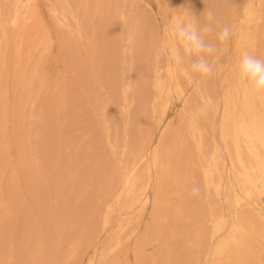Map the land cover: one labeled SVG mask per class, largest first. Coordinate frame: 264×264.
Here are the masks:
<instances>
[{
  "label": "rangeland",
  "instance_id": "374dc122",
  "mask_svg": "<svg viewBox=\"0 0 264 264\" xmlns=\"http://www.w3.org/2000/svg\"><path fill=\"white\" fill-rule=\"evenodd\" d=\"M69 1L0 0V264H137L138 241L152 236L154 223L149 207L135 211L139 221L124 230L125 215L119 212L117 197L128 158L124 146L139 142V132L126 124L132 113L129 104H121L123 88L132 84L130 93L139 92L140 106L132 116L136 128L148 121V144L162 133L165 118L176 123L169 144L191 142L186 121H181L182 101L169 94L167 65L176 61L175 49L181 51L179 65L189 67L171 25L188 16L187 11L203 22L207 8L231 27L232 35L219 41L214 32L208 34L220 51L208 57L214 74L200 83L219 98L224 77H237L234 18L242 15L247 0H78L81 8L73 3L77 0L71 5ZM78 8L80 17L74 14ZM26 38L33 40L31 45L27 41L29 50ZM21 63L28 70L25 77L20 74ZM192 74L198 83L201 78ZM182 81L190 87L187 79ZM189 93L195 107L204 104L192 88ZM208 109L210 118L202 124L207 125L212 145L222 149L219 116ZM230 182L224 172L217 196L197 175L194 186L199 192L185 195V206L196 213L179 232L169 227L173 223L168 219L164 238L170 249L160 262L210 263L220 235L200 250L195 244L199 233L207 238L212 231L207 220L211 203L225 220L233 217L236 209L226 196ZM179 198L173 195L170 201ZM108 214L110 224L104 229ZM117 238L122 241L116 242ZM105 242L112 243L108 254ZM163 245L157 241L142 249L154 255Z\"/></svg>",
  "mask_w": 264,
  "mask_h": 264
},
{
  "label": "bare ground",
  "instance_id": "6f19581e",
  "mask_svg": "<svg viewBox=\"0 0 264 264\" xmlns=\"http://www.w3.org/2000/svg\"><path fill=\"white\" fill-rule=\"evenodd\" d=\"M73 3L80 5L78 0ZM77 4L76 7H78ZM79 7L81 8V6ZM77 10L79 8L74 14L78 13ZM81 21L79 20V22ZM234 23L236 24L234 27L236 32L233 49L236 63L244 53H250L264 59V0H247L242 15L237 19L234 18ZM28 38L31 39V37ZM28 38H26V44L29 41ZM27 47L29 50L28 44ZM32 48L35 47L32 46ZM260 50L263 51V55H260ZM34 52L37 55L36 50ZM180 53L178 49H175L176 61L167 65V74L170 77L169 94H175L182 101L181 121H186L191 142L184 139L182 142L173 141L170 145L168 139L171 134L175 133L176 123L171 118H165L162 133L154 142L151 138V143L148 144L147 140L150 135L148 121H145L144 125L139 123V127L137 125L136 128L132 116V114L135 115L140 106L137 96L139 92L130 93L131 88H133L132 84L123 88L122 96L121 91H119L122 97L121 104H129L128 107L132 113L127 114L129 118H127L126 124L131 126L133 132L136 130L139 132L137 144H133L131 141L124 146V154L128 155V158L123 171V188L117 197L119 212L125 215L124 230L133 221H139L140 215L135 211L144 212L149 207L152 208L151 220L154 223L152 236H144L138 241L140 245L136 247V250L141 255L137 258V264H146L148 260H152L153 264H163L164 255L167 254L165 251L170 249L164 238L165 230L168 229L166 222L168 219L171 220L173 224L169 227L179 232L182 227L181 224L186 220H191V216L194 212L196 213L194 209H188V205L185 206L187 203L185 195H189L192 191L197 175L200 174L203 177L207 190L213 189L216 195L220 196L224 172H227L231 181L226 189V196L232 200L236 211L231 220L227 221L221 217L218 207L211 203L207 220L212 224V231L207 238H203L205 233H199L200 241L195 244V247L200 250L201 247L209 244L210 240L215 237L214 235L219 234L220 237L212 247L209 264H250L251 262L264 264V98L252 96L238 82L237 77L233 78L230 75H226L223 79L222 96L216 97L212 91L205 88L204 83H200L201 79H197L198 83L195 82V76L189 67L179 65L178 59L182 56ZM33 55L35 54L33 53ZM35 58L38 59V55ZM21 60H24L23 57ZM25 60L27 61V59ZM25 62L23 63L26 64ZM28 64L31 63L28 62ZM21 65L22 63L20 67ZM22 68L24 70H21L20 74L23 73L22 77H25L24 72H28V70H25L26 67L20 69ZM183 78L187 79L190 87L184 85ZM159 85L160 83L157 84V86ZM189 88H192L196 98H201L203 103L215 112L214 115L217 113L219 116L217 128L222 149L212 145L207 135V125L204 122L202 124V121L210 118L209 109L205 116L197 120L191 118L192 112L197 107L190 97ZM129 95L131 98L128 97ZM169 103L170 99H165L163 103L164 113L167 112ZM212 125L214 126L213 123ZM113 147L118 148L116 144ZM53 179L55 180V178ZM173 195H179L180 198L172 202L170 196ZM171 207L174 210H171ZM170 211H172V215H170ZM109 224L110 215L108 214L104 220V229ZM134 230L135 228L130 230L126 237ZM120 241L122 239L117 238L116 242ZM157 241L164 243L160 252L148 255L143 251V245ZM111 244L109 242L104 243L106 254L111 252ZM167 258L170 260L169 257ZM160 259L162 262L159 261Z\"/></svg>",
  "mask_w": 264,
  "mask_h": 264
},
{
  "label": "clouds",
  "instance_id": "9594fccd",
  "mask_svg": "<svg viewBox=\"0 0 264 264\" xmlns=\"http://www.w3.org/2000/svg\"><path fill=\"white\" fill-rule=\"evenodd\" d=\"M187 11V10H186ZM183 19L174 20L171 31L174 33L182 53L189 60L192 73L201 78V82L214 74L213 64L208 59L220 49L207 37L215 33L219 41H227L232 35V29L227 24H221L213 9L207 8L203 13L204 21L194 17L189 11ZM236 76L238 82L256 98H264V59L250 53L242 54L236 63ZM208 105L198 106L191 114L193 120L205 116ZM193 194L199 192V187L194 186Z\"/></svg>",
  "mask_w": 264,
  "mask_h": 264
}]
</instances>
